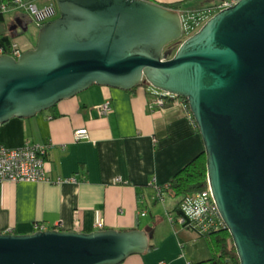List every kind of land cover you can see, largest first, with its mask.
<instances>
[{
	"label": "water",
	"instance_id": "95a60500",
	"mask_svg": "<svg viewBox=\"0 0 264 264\" xmlns=\"http://www.w3.org/2000/svg\"><path fill=\"white\" fill-rule=\"evenodd\" d=\"M57 2L35 46L0 53V123L94 83L146 80L188 98L241 264H264V0L220 8L186 37L183 10L160 1ZM150 237L142 227L0 231V264H119Z\"/></svg>",
	"mask_w": 264,
	"mask_h": 264
},
{
	"label": "crops",
	"instance_id": "0c3cea01",
	"mask_svg": "<svg viewBox=\"0 0 264 264\" xmlns=\"http://www.w3.org/2000/svg\"><path fill=\"white\" fill-rule=\"evenodd\" d=\"M187 1L180 7L184 17L190 15L186 11L195 14L221 0ZM151 85L131 89L94 83L35 115L4 122L1 141L10 146L26 140L50 141L47 167L51 177L76 175L79 180H0V231L32 232L36 220L66 229L94 230L100 228V221L105 222L103 228L141 227V209L151 210L149 202L161 200L152 194L156 184L170 181L205 148L183 97L151 107L157 90ZM106 99L113 101L114 109L102 113L100 106ZM81 126L88 127L90 135L77 139L75 131ZM143 191L144 201L139 198ZM157 212L162 213V207ZM172 222L169 251L154 258L146 253L148 247L145 254L132 253L119 264H162L164 259L167 264H183L178 243H183L182 235L191 239L192 234Z\"/></svg>",
	"mask_w": 264,
	"mask_h": 264
},
{
	"label": "built area",
	"instance_id": "2783aa9c",
	"mask_svg": "<svg viewBox=\"0 0 264 264\" xmlns=\"http://www.w3.org/2000/svg\"><path fill=\"white\" fill-rule=\"evenodd\" d=\"M17 1L31 12V14L35 16L39 23H44L47 20L57 16L59 13V8L55 1L45 2L42 4L37 3L34 0ZM236 1L237 0H221L214 7L220 9L225 6L232 5ZM204 12H208L207 9ZM186 13L187 15L190 14L188 15L189 17L194 16L192 11H186ZM184 14L185 12L183 13V17L185 16ZM184 24L186 31L188 25L186 17H184ZM14 47L15 48H13L10 53L14 54L15 56H19L23 52V48L20 47L18 42L14 43ZM3 52L6 51L3 47H0V53ZM178 96L179 95L172 93L170 90L157 87V90L153 91L150 106L157 107L167 105L172 101V99ZM188 101L183 97V102H185L189 109V115L191 119H196L191 107H189L190 103ZM113 109L114 103L111 99H106L100 106L102 113H108ZM89 135L90 132L86 126L78 127L75 131V137L77 139L84 138ZM50 146V141L34 142L31 140H26V142L22 145L10 146L0 140V180H47L58 182L65 180H79L76 175H60L56 179L51 177L47 167V158ZM117 179L120 180L121 176H118ZM183 207L186 210L187 215L191 216L193 221L200 225L203 230H208L214 223L215 218H213V214L220 216L222 222L226 223L214 197L210 182L208 183V187L188 194L183 201ZM146 212L147 209H141V213ZM171 218H177V220L180 222L185 221V216L183 214L179 215L178 217L171 215ZM98 226L103 228L105 226V222L100 221ZM48 227L49 226L42 220L35 221L36 229H47ZM162 264H167L165 259L162 261Z\"/></svg>",
	"mask_w": 264,
	"mask_h": 264
},
{
	"label": "trees",
	"instance_id": "16d2710c",
	"mask_svg": "<svg viewBox=\"0 0 264 264\" xmlns=\"http://www.w3.org/2000/svg\"><path fill=\"white\" fill-rule=\"evenodd\" d=\"M34 1L37 2V0ZM50 1H55L58 5L57 0H50ZM50 1H45V2H50ZM155 1H160L170 7L180 8L185 0H171V1L155 0ZM10 7L25 8L23 5L19 4L17 0H0V28H1V24L5 23L7 19L6 10ZM206 9L208 12H204ZM206 9L202 10L203 12L195 13L194 16L192 17H186L188 24L187 31L189 32L193 31L195 28H197L198 25L196 26V24L199 21L209 18V16L213 14L212 10L214 9L217 10L216 7H208ZM15 30L16 29L11 31H9L8 29L5 31L0 30V47H3L4 50L7 52L12 51L13 48L16 47V46L14 47V43L17 42L14 37ZM20 47L22 46L20 45ZM140 84L148 85V82L145 80ZM137 86H134L131 89H134ZM184 98L187 99L188 101V98L186 97ZM193 123L196 126V128L200 130V127L196 119H193ZM208 183H209L208 153L206 150H203L199 152L187 164H185L177 173H175L174 176L170 179V181H168L165 184H158V185L156 184L155 191L152 194L154 195V198L156 200L162 199L167 193L175 197H179L178 202L175 204L172 210L175 211L174 215L177 217L183 214L185 216V221L180 222L179 220H177V218H174V222L178 224L180 230H182L183 228L191 231L192 238L207 236L209 239V243L212 248L213 255L208 258H204L197 261L189 260L185 264H241V257L238 252V248L235 243L233 234L230 231V229L227 227V224L222 222L220 216L213 214L214 216L213 218H215L214 223L211 225V227L208 230H203L200 225H198L195 221H193L191 216L187 215V212L183 207V201L188 194H191L193 192L208 187ZM144 195H145L144 191L139 193V198L142 201H144L145 199ZM54 227H57V225ZM189 238L190 237L188 236H184V235L181 236L183 243ZM149 247H153V245L151 244V246Z\"/></svg>",
	"mask_w": 264,
	"mask_h": 264
},
{
	"label": "rangeland",
	"instance_id": "374dc122",
	"mask_svg": "<svg viewBox=\"0 0 264 264\" xmlns=\"http://www.w3.org/2000/svg\"><path fill=\"white\" fill-rule=\"evenodd\" d=\"M45 1L50 0H37V3H43ZM186 0L184 3H187ZM219 9H214L212 12H216ZM7 19L5 21L6 27H8V30H14L15 28H12L14 25V22L18 21L19 17L23 16L26 19L27 27H24L23 25L17 26L14 34H15V40L18 41L21 46L26 49L33 47L38 42V36L39 31L41 28V24L34 18V16L31 14L30 11H28L26 8L21 7H10L6 10ZM60 15V10L57 16ZM55 16L54 18H56ZM202 20L199 21L193 31L189 32L186 30L185 37L192 32H194L196 29L200 28L202 24L206 21ZM153 87V85H151ZM6 122V121H5ZM4 124L1 123V126ZM179 197H175L171 194H166V198H163L155 203L152 201L149 202L151 205V210L148 208L146 213H143V220H142V226L143 228L147 227L149 228V233L152 236L150 237V243H153L154 246L149 248L148 251H146L147 254L151 255L154 258H157L158 255L162 251H169V248L172 247L171 244V232H172V219H171V213H175L174 210L169 212V209H173L175 204L178 202ZM162 207V213H158L157 210ZM157 217L156 219H154ZM170 222V223H169ZM171 224L170 230H164V228ZM191 232V231H190ZM178 243V242H177ZM185 244V245H182ZM174 249H176L175 246H173ZM178 255L182 258V263L185 264L188 259L192 260H201L204 258H208L213 255L212 248L209 243V239L207 236H201L198 238H191L186 240L184 243H181L179 241L178 243ZM142 254H145L142 252Z\"/></svg>",
	"mask_w": 264,
	"mask_h": 264
},
{
	"label": "flooded vegetation",
	"instance_id": "af4514ba",
	"mask_svg": "<svg viewBox=\"0 0 264 264\" xmlns=\"http://www.w3.org/2000/svg\"><path fill=\"white\" fill-rule=\"evenodd\" d=\"M21 19V23H19V20ZM17 24V26H19V25H23L24 27H27V23H26V19L23 17V16H21V17H19V19H18V21L16 22H14V25H13V27L12 28H17V26H15ZM15 28V29H16Z\"/></svg>",
	"mask_w": 264,
	"mask_h": 264
},
{
	"label": "clouds",
	"instance_id": "9594fccd",
	"mask_svg": "<svg viewBox=\"0 0 264 264\" xmlns=\"http://www.w3.org/2000/svg\"><path fill=\"white\" fill-rule=\"evenodd\" d=\"M208 8V7H207ZM181 9V8H180ZM206 9V8H205ZM202 10H200V12H201ZM184 13V12H183ZM23 51H24V49H23ZM7 52V51H6ZM48 228H50V227H48ZM58 228V227H57ZM36 229V228H35ZM36 230H38V229H36Z\"/></svg>",
	"mask_w": 264,
	"mask_h": 264
}]
</instances>
